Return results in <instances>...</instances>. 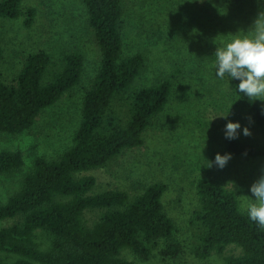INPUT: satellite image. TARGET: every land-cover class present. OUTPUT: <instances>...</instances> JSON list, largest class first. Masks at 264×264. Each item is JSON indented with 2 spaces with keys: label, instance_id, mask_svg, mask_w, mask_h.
Segmentation results:
<instances>
[{
  "label": "trees",
  "instance_id": "trees-1",
  "mask_svg": "<svg viewBox=\"0 0 264 264\" xmlns=\"http://www.w3.org/2000/svg\"><path fill=\"white\" fill-rule=\"evenodd\" d=\"M218 1L234 11L256 10L254 0ZM82 2L100 49V68L86 89L73 145L55 160L37 156L7 202H0V220L18 219L0 229V264H140L124 255L127 250L142 262L155 256L179 259L185 247L174 239L177 225L165 207V182H154L134 197L121 188H95L104 181L99 171L127 149L144 144V133L166 109L182 69L129 93L146 72L147 56L142 51L125 55V1ZM22 3L0 0V19L24 17L31 26L37 9L23 11ZM207 56L227 87L229 132L223 149L233 156L264 159L259 76L240 47ZM3 58L0 45V63ZM84 70L79 50L65 55L62 67L46 50L28 55L14 82L0 80V133L29 131L43 110L80 84ZM24 166L20 150L0 151V178L15 177ZM196 185L199 204L192 221L198 239L192 254L201 260L223 256L224 264H264V213L243 209L237 192L213 179L200 178ZM229 245L240 247L242 254L224 255Z\"/></svg>",
  "mask_w": 264,
  "mask_h": 264
},
{
  "label": "rangeland",
  "instance_id": "rangeland-1",
  "mask_svg": "<svg viewBox=\"0 0 264 264\" xmlns=\"http://www.w3.org/2000/svg\"><path fill=\"white\" fill-rule=\"evenodd\" d=\"M124 1L125 55L142 51L147 56L146 72L129 93L177 67L182 75L166 109L144 133V144L127 149L99 171L104 181L95 191L121 188L134 197L154 182L168 185L165 207L177 225L174 239L182 242L185 253L179 259L155 256L142 262L127 250L124 255L129 259L140 264H224L223 256L201 260L191 252L198 239V227L192 221L199 204L197 181L213 179L236 191L243 209L264 213V159L233 156L223 149V137L229 132L224 108L227 87L207 55L240 47L259 76L256 98L264 109V4L254 0L256 10L234 11L218 0ZM22 7L23 11L37 9L31 26H26L24 17L0 19L4 48L0 80L14 82L27 56L39 50L48 51L60 67L65 55L79 50L85 56V70L80 84L43 110L29 131L0 133V151L20 150L25 160L23 172L0 178V202H7L37 156L55 160L73 145L86 89L101 64L82 0H23ZM17 221L0 220V229ZM240 254V247L229 245L224 255Z\"/></svg>",
  "mask_w": 264,
  "mask_h": 264
}]
</instances>
